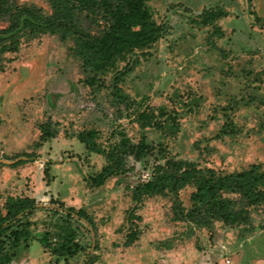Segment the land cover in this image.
Returning <instances> with one entry per match:
<instances>
[{
	"label": "rangeland",
	"instance_id": "374dc122",
	"mask_svg": "<svg viewBox=\"0 0 264 264\" xmlns=\"http://www.w3.org/2000/svg\"><path fill=\"white\" fill-rule=\"evenodd\" d=\"M16 2L51 13L43 0ZM148 5L160 37L118 65L132 62L119 86L131 101L151 109L167 104L177 115L179 131L162 145L166 157L221 173L252 165L264 173V104L257 100H264V0ZM212 11L223 17L197 24ZM215 28L221 36L211 40ZM114 75L88 85L80 61L49 33L23 35L14 52L0 49V204L9 196L33 203L27 246L9 249V264H264V205L240 225L203 226L174 220L168 196L132 199L164 163L154 129L144 131L152 149L142 160L126 157L125 173L90 184L105 159L88 151L79 133L95 131L103 148L118 132L131 145L140 137L131 111L111 101ZM248 94L256 95L250 105L229 110ZM227 120L236 138L220 134ZM192 192L187 186L178 194L185 210Z\"/></svg>",
	"mask_w": 264,
	"mask_h": 264
},
{
	"label": "trees",
	"instance_id": "16d2710c",
	"mask_svg": "<svg viewBox=\"0 0 264 264\" xmlns=\"http://www.w3.org/2000/svg\"><path fill=\"white\" fill-rule=\"evenodd\" d=\"M43 1L51 10L48 15L42 14L31 4L0 0V24H3L0 26V49L16 51L20 38L25 34L57 35L66 43L69 54L80 61L87 73L85 83L88 85H94L106 72H114L113 82L108 86L111 101L131 111L133 121L140 131L136 144L131 145L129 138L118 132L119 139L113 140L115 142L106 148L97 144L95 131L78 134L79 140L88 151L102 155L105 159V165L100 172L89 178L90 184L100 187L109 178L125 173L126 157L133 156L140 161L150 153L152 148L148 146L144 132L150 128L158 133V153L164 163L157 165L150 178L132 190L133 200L137 201L141 196H168L173 202L172 213L176 221H189L203 226L220 222L229 227L247 222L250 213L264 205V173L258 166L252 165L238 172L221 173L195 162L166 157L162 145L164 141L177 135V115L173 114L167 104H161L155 109L143 107L142 104L131 101L119 86L132 62L126 63L120 70L117 69L118 65L127 58L144 53L143 50L152 46L160 37L161 28L154 21L148 0ZM221 17V11L208 12L197 24L204 26L210 20ZM214 34L221 36L220 30L215 28L209 34V39ZM240 72L246 77L252 75L251 72L245 73L244 69ZM103 81L101 84L106 87ZM151 87L150 85L149 89ZM254 98L256 95L248 94L246 99L234 101L229 110L248 106ZM257 100L259 104H264L261 96ZM259 127L264 129V120L259 122ZM45 133L51 136L46 130ZM220 134L236 138L237 130L227 120ZM187 186L192 187L193 192L190 195L191 206L185 210L178 194ZM32 208L33 203L27 198L9 196L0 204V264L11 262L9 249L16 248L21 242L27 246L29 235L25 229V219L32 213ZM39 241L46 244L44 238Z\"/></svg>",
	"mask_w": 264,
	"mask_h": 264
}]
</instances>
